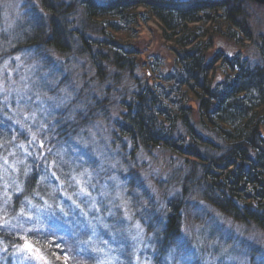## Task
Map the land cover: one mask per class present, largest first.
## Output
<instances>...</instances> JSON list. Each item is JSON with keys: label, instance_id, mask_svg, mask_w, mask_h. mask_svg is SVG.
Returning <instances> with one entry per match:
<instances>
[{"label": "trees", "instance_id": "trees-1", "mask_svg": "<svg viewBox=\"0 0 264 264\" xmlns=\"http://www.w3.org/2000/svg\"><path fill=\"white\" fill-rule=\"evenodd\" d=\"M39 2L53 28L48 45L63 55L80 44L79 55L90 60L101 80L107 74L106 64L119 71L126 68L133 71L136 67V58L123 54L126 47L123 42L133 37L137 18L144 22L154 19L160 24L165 39L175 45L172 47L176 56L174 68L138 86L134 99L124 103L125 112L114 123V136L117 141L128 137L133 145L143 147L148 153L158 148L180 158L188 168L180 185L185 197L189 195L190 185L200 188L204 194L196 199L237 223L255 226L264 234V68L258 65L247 71L244 67L247 63L239 56H228L220 49L213 51L218 38L236 45L255 42L249 17L245 19V0ZM76 7L82 10L83 17L80 28L72 30V20L62 17L68 14L73 18ZM73 36L79 39H71ZM257 45L264 57V35ZM220 63L234 73L215 83L213 73ZM176 118L187 129L190 143H195L196 149L181 140L170 141L153 134L156 120ZM199 128L212 134L215 141L205 137ZM200 147L208 151L200 152ZM217 152L220 155H215ZM186 203L175 197L168 200L164 221L170 227L163 231L165 241L182 234ZM155 245L161 254L173 250L162 248L156 239ZM35 246L53 264H64L59 257L67 253L66 246L58 250L53 242L51 247L43 243ZM176 249L183 250L181 245Z\"/></svg>", "mask_w": 264, "mask_h": 264}, {"label": "clouds", "instance_id": "clouds-1", "mask_svg": "<svg viewBox=\"0 0 264 264\" xmlns=\"http://www.w3.org/2000/svg\"><path fill=\"white\" fill-rule=\"evenodd\" d=\"M0 4L4 9L3 22L0 24V112H3L5 108H11L13 113L11 118L20 124L22 130L30 137L29 145L39 144L41 139L47 144L53 138L56 128L61 123L67 124L71 128L69 140L77 145L73 151L77 153L76 159L79 160V163H75L73 159L66 158L68 149L63 147V143L67 141L57 140L56 144L46 149L50 155L42 157L45 161V174L41 175L37 188L26 191L23 186V177L32 171V165L25 163L23 159L16 158L25 145L14 136L12 140L16 141L18 147L15 152H9L10 142H5L4 151L16 158L15 164H22L23 169L20 170V180L17 182L16 171H10L9 167L5 165L4 184L6 187L11 186L14 191L22 192L23 197L19 204V212L15 209L10 212L11 200L8 198L7 192L4 194L5 206L2 209L4 230L0 235V245H2L0 251L6 252L11 248L10 255L21 252L22 246L16 239L17 236H20L21 239L30 240L37 245L43 243L45 247H51L52 239L55 237V239L63 241L69 253H76L80 245L86 241L75 230L70 229L68 234L63 237L58 231H54L44 218L45 210L51 209L53 206L59 207L58 191H63L70 199L84 196L86 190L80 186L82 176L89 177L87 183L91 187L96 188L99 185L101 194L110 197L108 203L114 209L118 208L120 205L117 201L124 199L123 193L128 192L129 187L117 175L110 174L114 169L122 170L124 173L132 172V175L127 179L134 181L131 192L136 210L142 216L145 214L156 216L163 213L156 229L159 235L155 236L161 247L175 250L176 246L182 245L187 239L184 234L170 236L167 241L163 239V231L170 227L164 221V217L167 215V202L169 198L173 197L193 201V194L195 197H199L204 194L203 191L190 185L189 195L185 197L180 187L184 182L183 177L179 173H173L175 165L167 156L161 155V149H152L153 156L150 157L141 147L139 150L141 158L132 160L128 158L127 151L121 147L120 143H115V145L113 143L116 137L112 134L114 126L111 121L119 116L121 111H124L119 105V101L125 96L134 99L131 94L132 90H139L132 78L131 68L121 71L122 79L113 78L112 73L119 70L112 69L109 71L108 77L101 80L96 76L91 66L81 67L83 60L75 56V49L72 53L57 55L55 49L48 45L47 39L53 28L48 23L46 16L40 21H32L25 18L19 3L11 5L5 0H0ZM246 4L245 19L247 20L248 16H251L250 23L255 30L253 39L259 41L260 34L264 33V6L254 7V0H246ZM10 11L13 13L12 16L9 15ZM60 11L63 12V9ZM62 19L70 20L72 17L65 14ZM71 39L78 40L79 38L73 36ZM18 45L21 47L17 48ZM13 49L16 51L13 52ZM252 53H256L252 57L253 60H259L260 67L264 68V57H260L256 44L248 46L245 55ZM226 54L231 56V47ZM209 55L211 56L212 53L210 52ZM66 56L73 59L71 64L65 63L64 57ZM244 67L247 71H251L256 65L252 64L249 67L248 64H245ZM72 72L76 73V79L61 80L62 74L67 75ZM84 73L87 74V79L80 78ZM137 73L143 76L138 68ZM108 85H112L111 92L106 91ZM105 97H108L107 105L104 103ZM13 101L15 107H11ZM4 114L7 115V113ZM153 134L170 141L181 140L189 148H197L195 143H190L191 137L179 118L171 121L156 120ZM124 139L127 141L128 147L131 148L133 141L128 137ZM199 151L205 152L208 149L200 147ZM89 153L102 156L99 173H103V175L100 176V179L113 181L114 187L111 191L106 183L99 184V180L95 184L91 183L92 172L89 171L90 165L85 160ZM30 155L35 156L36 153ZM215 155L218 156L220 153L217 152ZM121 158L128 160L127 165L122 162ZM144 161H147L146 165ZM65 165L68 166L67 170H65ZM195 167L199 168L200 166L196 165ZM80 169L82 171H79ZM93 171L97 170L93 169ZM52 178L58 179L64 186L63 189L51 184ZM68 189H72L71 193ZM88 195L93 202L92 207H95V197L90 193ZM45 196L47 200L44 199ZM37 197L44 203L35 202ZM76 202L74 199L73 203ZM194 206L199 207L195 204ZM63 215L67 216V213ZM212 220L215 222L216 218L213 217ZM225 223L229 229L235 228V231L239 233L234 238L232 251H243V246L253 249L256 248V245H260L257 249L260 254L255 257V264H264V234H260L262 237L260 239H256L252 234L245 238L242 225H235L230 220ZM219 226L223 227L224 225ZM104 227L107 228L108 225L105 224ZM117 231L121 230L117 229ZM29 233L33 235L29 237ZM5 238H7V242H5ZM153 238V236H149V239ZM225 251L227 252L228 249ZM157 255L159 256L160 253ZM244 255L246 259L240 261V264H251L247 260V252H244ZM59 259H63L64 264H83V261L78 260L75 255L59 257ZM164 259L166 260L167 257ZM161 264H164V260L161 261Z\"/></svg>", "mask_w": 264, "mask_h": 264}, {"label": "rangeland", "instance_id": "rangeland-1", "mask_svg": "<svg viewBox=\"0 0 264 264\" xmlns=\"http://www.w3.org/2000/svg\"><path fill=\"white\" fill-rule=\"evenodd\" d=\"M66 1L68 3L76 2V0ZM5 2L11 5L19 3L20 9L23 11L25 18L32 21H38V19L41 20L45 17V13L41 8L39 0H22V2L21 0H5ZM243 6L246 11V0ZM253 6L258 8L264 5L254 2ZM3 15L4 9L2 4H0V24L3 22ZM9 15L12 16L13 13L10 11ZM82 17V10L76 7V14H74L71 19L73 22L72 30L80 28L79 26L81 25ZM248 17L249 26L253 34H255V30L250 23L251 16L249 15ZM77 20H79V22H77ZM140 20L141 19L138 18L136 20L134 30L132 31L133 37L129 40L128 38H125V42H123L126 46L123 49V54L128 58H136L137 61V65L132 71V78L137 86L143 85L146 81L157 79L162 74H167L172 71L176 58L175 52L172 49L175 45L165 39L160 24L154 19L147 22ZM221 28L226 30V27L221 26ZM262 35H264V33L260 34L259 39ZM252 44H256V48L259 51V46L257 45L256 40L255 42H246L243 45L241 43L236 45L231 41H227V39L218 38L214 51L216 52L220 49L224 53H228L231 47V57L237 55L240 60L242 58V61H245L249 67H251L252 64L258 66L260 65L259 60H253L252 58L256 53L245 55L247 47ZM79 45L80 44L78 43L75 44L74 48L75 56L83 60L81 67L91 66L96 74V69L90 60L85 55H79ZM73 50L69 51V53H72ZM130 51L133 53H128ZM85 57L86 59H84ZM64 61L66 64H71L73 59L66 56L64 57ZM106 65L107 74L105 78L108 77L110 70L115 69L109 64ZM137 68L143 73V76L137 73ZM233 73L234 72L229 67L220 63L217 65L215 72L213 73L214 82L221 83L225 80L227 75L232 76ZM112 76L115 79H122L121 71L113 72ZM60 78L61 80L71 81L76 79L77 76L75 72H72L67 75L62 74ZM80 78L87 79L88 76L84 73ZM106 91L111 92L112 85H108ZM136 91L137 89L132 90V96H134ZM130 100L131 99L125 96L119 101V105L124 111H121L119 116L111 121L113 126L117 120L121 119L122 114L125 112L124 103L129 102ZM104 103L107 105L108 97L104 98ZM11 107H15L14 101ZM4 113H7V115ZM12 115L11 108H5L3 112H0V235L3 234L4 230L2 209L5 206V192H7L8 198L11 200V205L9 206L10 212L12 209L19 212V204L23 197L22 192L14 191L11 186H5L3 179L5 165L9 167L10 171H16L17 182L20 180V170L23 169V165L15 164V159H23L25 163L32 165V171L28 173L27 176L23 177V186L27 191L30 188H33V190L37 188L41 175L45 174V161L42 157L50 155L46 149L52 147L53 144H56L57 140L67 141L66 143H63V147L68 149L66 158L73 159L75 163H79V160L76 159L77 153L73 151L77 145L69 140L71 128H69L67 124L61 123L56 128L55 133H53V138L50 139L47 144L41 139L39 144L33 143L32 145H29L28 139H30V137H28L27 133L22 130L21 125L17 124L15 120L11 118ZM199 130L205 137L215 141L212 134L200 128ZM114 131L115 126L112 133L113 135ZM85 135H87V133H85ZM14 136L25 145V148L20 150L16 158L8 155L3 148L5 142L8 141L10 142L9 152L16 151L18 145L15 140H12V137ZM113 143L114 145L115 143H120L121 147L127 151L129 159L139 160L141 158L139 152L141 147L133 145L129 148L127 141L124 138L119 141L115 140ZM145 152L148 156H153V152ZM31 153H36V155H30ZM117 155H119V153H117ZM161 155L167 156L172 164L175 165L173 173H179L182 177L186 175L188 168L184 166V163L180 158L162 150ZM121 159L122 162L127 165L128 160L124 158ZM85 160L88 161V164L90 165L89 171L92 172L91 183L95 184L99 180V184L106 183L109 186V191H111L114 187L113 181L100 179V176L103 175V173H99L102 156L89 153V156H86ZM144 163L146 165L147 161H144ZM64 167L65 170H67L68 166L65 165ZM93 169H96L97 171H93ZM79 171H82V169ZM110 174L117 175L119 179L122 182H125L129 187V191L123 193L124 199L117 201L120 205L118 208L114 209L112 205L108 203L110 197H105L101 194L99 185L96 188L91 187V185L87 183L89 177L82 176L80 186L86 190L84 196L79 198L73 197L70 199L63 191H58L59 207L57 208L53 206V208L45 210L46 215L44 218L48 221V224L54 231H58L63 237L68 234L70 229L75 230L78 231L81 238L86 241L80 245L77 253L71 254L67 251L64 256L75 255L76 258L83 261V264H86L84 261L92 262V264H161L162 260H164V264H240V261L246 259L244 252H247V260L250 261L251 264H255V257L260 254L257 250L260 245H256V248L253 249L243 246V251H232L234 238L237 237L239 233L235 231V228L229 229L225 221L230 220L235 225L242 224L224 216L220 211L209 204L204 202L201 203L196 197H194L195 199L193 201H187V207L183 213L182 234L187 237L183 245H181L183 250H168L164 254L160 253L158 256L157 253L159 252L155 245V236L157 234L156 229L158 227L161 213L156 216H149L148 214L142 216L141 213L136 210L134 197L131 192V188L134 187V181L127 179V177L132 175L131 171L124 173L122 170L114 169ZM57 175H59V173H57ZM50 183L59 186L60 189H63L64 187L56 178H52ZM68 191L71 193L72 189H68ZM89 193L91 196L95 197V207H92L93 202L88 195ZM44 199L47 200V197L45 196ZM74 199L77 201L76 203H73ZM170 199L172 198H169V200ZM35 202L40 204L44 203L39 197L36 198ZM194 204L199 205V207H195ZM64 213H67V216H64ZM213 217L216 218L215 222L212 220ZM105 224L108 225L107 228L104 227ZM219 225L224 226L220 227ZM242 226L245 238L250 234L254 235L256 239L262 238L260 234L263 233L259 232L254 227ZM117 229H120L121 231H117ZM28 235L31 237L33 234L29 233ZM149 236H153L154 238L149 239ZM16 239L17 242L21 244L22 251L11 255L9 254L12 253L11 248L6 252L0 251V264H53L30 240L25 241L21 239L20 236H17ZM52 242L57 245V250L65 246L62 240H57L55 237H53ZM26 243H31L33 251H29L25 248ZM0 247H2V245H0ZM225 249H228V251L226 252ZM165 257H167L166 260L164 259Z\"/></svg>", "mask_w": 264, "mask_h": 264}, {"label": "snow or ice", "instance_id": "snow-or-ice-1", "mask_svg": "<svg viewBox=\"0 0 264 264\" xmlns=\"http://www.w3.org/2000/svg\"><path fill=\"white\" fill-rule=\"evenodd\" d=\"M25 248H26L27 250H29V251H33V247H32V245H31V243H26V244H25Z\"/></svg>", "mask_w": 264, "mask_h": 264}, {"label": "water", "instance_id": "water-1", "mask_svg": "<svg viewBox=\"0 0 264 264\" xmlns=\"http://www.w3.org/2000/svg\"><path fill=\"white\" fill-rule=\"evenodd\" d=\"M254 2L261 4V5H264V0H254Z\"/></svg>", "mask_w": 264, "mask_h": 264}]
</instances>
